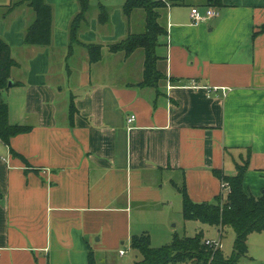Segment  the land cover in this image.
<instances>
[{
	"label": "crops",
	"instance_id": "0c3cea01",
	"mask_svg": "<svg viewBox=\"0 0 264 264\" xmlns=\"http://www.w3.org/2000/svg\"><path fill=\"white\" fill-rule=\"evenodd\" d=\"M46 1L53 7L48 46L25 43L35 19L27 3L9 8L0 23L17 62L4 98L9 120L30 127L10 146L0 140V264H88L90 251L97 264H116L111 251L143 233L153 247L168 244L172 190L181 194L176 186L185 185L197 203L225 199L213 169L235 174L248 151L244 187L262 194L264 0H204L206 11L219 14L199 23L191 17L198 4L160 10L168 33L157 47V66L167 75L159 94L136 86L143 49L126 57L108 47L145 31L135 28L136 17L146 28L143 9L127 18L122 5L108 23L98 15L85 27L89 10L79 38L103 45L102 58L91 63L81 45L69 54L78 0ZM139 10L144 15L136 16ZM213 227L227 235L228 227ZM127 252L119 249L120 258Z\"/></svg>",
	"mask_w": 264,
	"mask_h": 264
},
{
	"label": "trees",
	"instance_id": "16d2710c",
	"mask_svg": "<svg viewBox=\"0 0 264 264\" xmlns=\"http://www.w3.org/2000/svg\"><path fill=\"white\" fill-rule=\"evenodd\" d=\"M79 11L73 17L69 29V54H72L76 45H81L88 50L91 63L102 58L103 45L98 43H84L79 38L81 27L87 23V14L92 7V0H78ZM27 3L35 13L34 21L28 26L25 34V43L28 45L48 46L52 42L53 32V7L46 0H20L10 9ZM99 21L106 24L110 21L108 8L99 3ZM208 6H219L221 0H208ZM166 0H124L123 11L130 18L135 9H143L146 14V28L142 33H129L126 38L109 44V50L114 53L122 52L126 57L137 49L144 51L143 80L137 87H154L160 93L159 84L167 79L157 66L161 57L157 54L160 38L167 35V28L160 22V10L166 8ZM264 30V25L262 27ZM257 32L254 33V37ZM17 65L12 56L10 45L0 37V140L10 146L11 138L26 132L29 126L12 124L9 120V106L3 98V91L8 89L13 67ZM75 106L72 102L70 114L73 117ZM14 156L29 163L11 148ZM250 151L241 162L236 163V173L226 174L222 169H213V173L227 188V195H219L213 202H194L189 197L186 186H176L183 197V215L186 220H198L204 224L217 228H233L235 241L230 256L224 254L220 247L207 245L203 233L195 236H180L174 234L170 243L160 247L151 245L148 233L133 235L131 247L140 254V259L134 264H239L240 260L248 255V237L254 232H264V190L259 197L254 196L244 187V177L250 164ZM227 186V187H226ZM88 264H97L93 251L89 252Z\"/></svg>",
	"mask_w": 264,
	"mask_h": 264
},
{
	"label": "rangeland",
	"instance_id": "374dc122",
	"mask_svg": "<svg viewBox=\"0 0 264 264\" xmlns=\"http://www.w3.org/2000/svg\"><path fill=\"white\" fill-rule=\"evenodd\" d=\"M18 1L20 0H0V6H1L0 23L4 19V15L5 16L7 15L10 5H13ZM167 1L170 5L174 4L173 6L182 9L186 7L190 8L193 4H198L199 9L206 11L204 0H167ZM99 2H102L107 7H109V12L111 11L112 13L116 11L118 8L122 9V5L124 4V0H92L91 2L92 8L88 14L89 22L85 27L90 26L91 19L98 17L100 13L98 7ZM29 11L32 12L31 9ZM139 11L140 12H137L136 16L140 14L144 15L143 10H139ZM135 20H136V25H135L136 30L141 32L144 31L145 19L142 22L140 18L136 17ZM6 95L7 92L6 90H4L3 98L6 99ZM172 191L174 193L173 196L174 202L169 205L168 207L169 211L167 212L170 231L180 236H184V235L195 236L196 233L202 232L204 240L211 239L213 241L220 242L221 249L223 250L224 254L230 256L233 251L234 241L236 236L234 229L228 228L227 235L222 239L219 233L217 232L216 228H214L213 226L204 224L198 220H186L183 215V197L181 194L177 193L175 189H173ZM137 212H138L137 210L136 212L134 211L135 215ZM247 243H248V255L243 257L240 260L239 264H264V232L251 233ZM119 249H124L128 251L125 257L120 258ZM110 255L112 257L111 259L112 260L114 259L116 261V264H134L137 258H140L139 252H137L135 249H132L128 243H126L125 245H117L116 249H113ZM183 264H188V262Z\"/></svg>",
	"mask_w": 264,
	"mask_h": 264
},
{
	"label": "built area",
	"instance_id": "2783aa9c",
	"mask_svg": "<svg viewBox=\"0 0 264 264\" xmlns=\"http://www.w3.org/2000/svg\"><path fill=\"white\" fill-rule=\"evenodd\" d=\"M218 14L219 13L217 12V10H215L214 8H211V7L208 8L205 13H202L198 7H193L191 9V17H192V20H193L194 23H199V22L205 20L206 18H211V17L217 16ZM135 119H136V116L135 115H132L128 119V121L129 122H132ZM226 189L229 190L228 187ZM205 242H206L207 245L214 246L216 248L217 247H220L221 248V243L220 242L213 241L211 239H206ZM121 254H124V251L123 250L121 251Z\"/></svg>",
	"mask_w": 264,
	"mask_h": 264
},
{
	"label": "water",
	"instance_id": "95a60500",
	"mask_svg": "<svg viewBox=\"0 0 264 264\" xmlns=\"http://www.w3.org/2000/svg\"><path fill=\"white\" fill-rule=\"evenodd\" d=\"M13 82L12 80L9 81V86H12Z\"/></svg>",
	"mask_w": 264,
	"mask_h": 264
}]
</instances>
